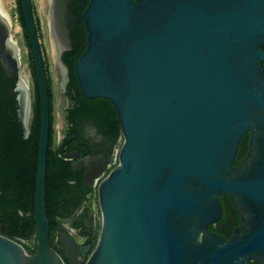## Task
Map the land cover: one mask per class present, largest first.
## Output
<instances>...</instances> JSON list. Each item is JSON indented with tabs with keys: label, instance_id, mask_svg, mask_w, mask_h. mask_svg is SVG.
Returning <instances> with one entry per match:
<instances>
[{
	"label": "water",
	"instance_id": "water-1",
	"mask_svg": "<svg viewBox=\"0 0 264 264\" xmlns=\"http://www.w3.org/2000/svg\"><path fill=\"white\" fill-rule=\"evenodd\" d=\"M22 4L41 102L36 252L0 233V264H65L46 201L48 80L31 0ZM83 17L78 86L112 103L122 138L97 185L99 239L81 264H264V0H91ZM60 35L69 80L70 31ZM247 134L250 150L234 166ZM222 196L240 216L229 240L209 229L223 218ZM60 235L63 250H77L65 228Z\"/></svg>",
	"mask_w": 264,
	"mask_h": 264
},
{
	"label": "flooded vegetation",
	"instance_id": "flooded-vegetation-1",
	"mask_svg": "<svg viewBox=\"0 0 264 264\" xmlns=\"http://www.w3.org/2000/svg\"><path fill=\"white\" fill-rule=\"evenodd\" d=\"M20 1L22 3V0H12L7 3L5 0H0V199L4 194L2 187L16 186V182H12V184L10 182L7 185L3 168L7 159L17 155V152L12 150L15 148L17 134L21 133L22 139L29 140L36 116L38 98L40 99L34 52L24 17L23 4L22 11L20 9ZM90 1L70 0L67 12L64 5L62 8L59 6V0H46L45 7H42V0H31L48 88L52 93L50 101L53 130L52 149L57 157L70 161L74 172L77 175H82L85 182L94 188L93 192L86 194L82 205L75 209L71 215L58 217L60 225L52 235L51 245L63 257L65 264H70L69 260L63 256L65 252L69 256L76 255L75 264H81L87 261L96 246L94 240L97 234L98 218L97 184L105 177L107 171L117 164L120 145V139L114 142L97 121L90 118L76 119L74 122L70 120L76 105L78 108L80 105L76 101L77 92L70 85V67L65 62L64 56L73 50L74 39L82 41L87 48L88 33L86 40L81 37L83 34L82 23L85 24L83 14ZM66 27L70 31L72 49L63 53L62 60L69 68V80L66 79L64 71L52 56L53 51H57L56 55H58L65 46L60 31ZM51 49L53 50L51 51ZM57 122L61 125L60 129L56 128ZM248 135L250 139V134ZM249 150L248 142L246 153L234 166L241 164ZM71 183L75 184L74 181ZM8 197L14 199L12 195ZM73 205L74 201L72 200L68 203L62 202L61 212L68 213ZM20 214L24 216L22 211ZM61 227L65 228L74 238L78 244L77 250L67 249V246L63 250ZM89 247H91V252L85 258L82 253L86 252Z\"/></svg>",
	"mask_w": 264,
	"mask_h": 264
},
{
	"label": "trees",
	"instance_id": "trees-1",
	"mask_svg": "<svg viewBox=\"0 0 264 264\" xmlns=\"http://www.w3.org/2000/svg\"><path fill=\"white\" fill-rule=\"evenodd\" d=\"M20 9L22 11V3L20 1ZM82 37L86 40L87 30L85 24L82 23ZM86 46L82 41L74 39L73 50L64 56L65 62L70 67L71 87L77 92V107L70 120L74 122L76 119L90 118L97 121L104 127L107 133L112 137L114 142L122 138L121 126L116 110L112 103L105 99L88 100L80 92L78 86V78L74 70L75 62L85 51ZM50 101L52 93L49 92ZM50 129V143L47 156V189L46 201L48 217L50 219V243L52 244V235L57 231L60 221L58 217H68L75 209L79 208L86 198V194L93 192L94 188L91 184L85 182L82 175H77L73 170V165L70 161L56 156L52 149L53 145V130L52 116ZM40 133H41V106L38 98L36 108V116L32 126V133L29 140H24L21 133L15 137L16 157L7 159L3 168V175L7 180V185L11 182L15 183V187H2L3 195L0 199V233L16 240L28 241L37 239V222L34 213L35 209V194L36 181L39 161L40 148ZM249 135H245L240 143L238 158L235 161L237 164L241 157L244 156L248 149ZM117 165V164H116ZM114 165L112 169L116 166ZM112 169H109L108 175ZM74 181L75 184H72ZM12 195L14 199L8 197ZM223 203L224 215L221 221L209 227L210 231L223 236L229 240L235 229L240 225V216L233 207L228 197H220ZM74 201V205L66 214L61 212V203ZM24 213V216L20 214ZM36 248L29 249L28 253L34 254ZM250 264H259L258 262H250Z\"/></svg>",
	"mask_w": 264,
	"mask_h": 264
},
{
	"label": "rangeland",
	"instance_id": "rangeland-1",
	"mask_svg": "<svg viewBox=\"0 0 264 264\" xmlns=\"http://www.w3.org/2000/svg\"><path fill=\"white\" fill-rule=\"evenodd\" d=\"M60 124H58L57 122V125H56V128L57 129H60ZM97 207H98V218H97V234H96V238L94 240V245L97 244V241L99 239V234H100V230H101V213H100V209H99V205H98V201H97ZM24 248L26 249V251L28 252L29 249H34L36 248V239H31V240H28V241H24L22 242Z\"/></svg>",
	"mask_w": 264,
	"mask_h": 264
},
{
	"label": "bare ground",
	"instance_id": "bare-ground-1",
	"mask_svg": "<svg viewBox=\"0 0 264 264\" xmlns=\"http://www.w3.org/2000/svg\"><path fill=\"white\" fill-rule=\"evenodd\" d=\"M9 1H12V0H5V3H7V2H9ZM60 1V7L62 8L63 7V5H64V0H59ZM41 2V1H40ZM51 5H52V3H51ZM46 6V0H42V7H45ZM9 8V7H8ZM46 9V8H45ZM44 11V10H43ZM42 12V11H41ZM45 12V11H44ZM53 12V11H52ZM63 12V11H62ZM61 12V13H62ZM46 14V13H45ZM65 25V24H64ZM50 27V26H49ZM50 31V30H49ZM51 32V31H50ZM62 36V35H61ZM52 43V42H51ZM58 44V43H57ZM64 47V46H63ZM53 49H51V51H52ZM57 51H53L52 52V56H53V58H54V60L55 61H57V53H56ZM58 67V66H57Z\"/></svg>",
	"mask_w": 264,
	"mask_h": 264
},
{
	"label": "built area",
	"instance_id": "built-area-1",
	"mask_svg": "<svg viewBox=\"0 0 264 264\" xmlns=\"http://www.w3.org/2000/svg\"><path fill=\"white\" fill-rule=\"evenodd\" d=\"M117 159H118V158H117ZM117 161H118V160H117ZM99 183H100V182H99ZM99 183H98V184H99ZM98 184H97V185H98Z\"/></svg>",
	"mask_w": 264,
	"mask_h": 264
}]
</instances>
